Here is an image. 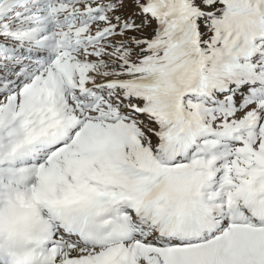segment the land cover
I'll use <instances>...</instances> for the list:
<instances>
[{
	"label": "snow or ice",
	"instance_id": "snow-or-ice-1",
	"mask_svg": "<svg viewBox=\"0 0 264 264\" xmlns=\"http://www.w3.org/2000/svg\"><path fill=\"white\" fill-rule=\"evenodd\" d=\"M0 264H264V0H0Z\"/></svg>",
	"mask_w": 264,
	"mask_h": 264
}]
</instances>
